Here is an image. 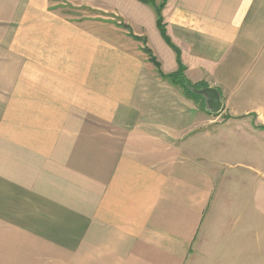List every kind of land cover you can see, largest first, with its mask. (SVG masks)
Here are the masks:
<instances>
[{
    "label": "crops",
    "instance_id": "1",
    "mask_svg": "<svg viewBox=\"0 0 264 264\" xmlns=\"http://www.w3.org/2000/svg\"><path fill=\"white\" fill-rule=\"evenodd\" d=\"M162 1L0 0V264L186 261L215 118L167 75L251 109L264 0Z\"/></svg>",
    "mask_w": 264,
    "mask_h": 264
},
{
    "label": "rangeland",
    "instance_id": "2",
    "mask_svg": "<svg viewBox=\"0 0 264 264\" xmlns=\"http://www.w3.org/2000/svg\"><path fill=\"white\" fill-rule=\"evenodd\" d=\"M255 73L252 68L238 89L253 85ZM259 81L246 99L251 109L222 105L220 93L219 111L202 104L215 118L212 142L202 146L210 147L204 159L217 178L184 264H264V68Z\"/></svg>",
    "mask_w": 264,
    "mask_h": 264
},
{
    "label": "trees",
    "instance_id": "3",
    "mask_svg": "<svg viewBox=\"0 0 264 264\" xmlns=\"http://www.w3.org/2000/svg\"><path fill=\"white\" fill-rule=\"evenodd\" d=\"M140 1L146 2V3L150 2V0H140ZM163 3H164V0L162 1V3L160 5H158L156 7L157 26H158V29H159L162 37L165 38V40L168 42V40L165 37L164 25L162 23V16H161V9L163 7ZM146 53L150 54L148 50H146ZM149 59L151 61H153V58L151 55L149 56ZM167 78H169L172 83L178 85L182 89V91L184 92V94L186 96L190 97L192 100H194L196 102L199 101L200 98L195 94L196 93L195 90L201 89V88H203V86L200 84L191 85L188 82H186L182 76L181 67H179L175 73H171V74L167 75Z\"/></svg>",
    "mask_w": 264,
    "mask_h": 264
},
{
    "label": "water",
    "instance_id": "4",
    "mask_svg": "<svg viewBox=\"0 0 264 264\" xmlns=\"http://www.w3.org/2000/svg\"><path fill=\"white\" fill-rule=\"evenodd\" d=\"M198 94H201L205 98L206 108L212 112H217L221 108V101L219 98V92L215 88L203 87L195 90Z\"/></svg>",
    "mask_w": 264,
    "mask_h": 264
}]
</instances>
